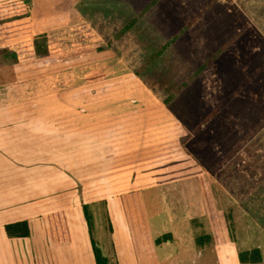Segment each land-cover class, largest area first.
<instances>
[{
    "label": "crops",
    "instance_id": "1",
    "mask_svg": "<svg viewBox=\"0 0 264 264\" xmlns=\"http://www.w3.org/2000/svg\"><path fill=\"white\" fill-rule=\"evenodd\" d=\"M17 1L30 12V31L33 35L47 34L52 41L64 45L76 42L79 40L76 36L79 38L82 36L74 35L75 32L71 36L69 33L70 35L67 36H71L70 39L67 42H61V39L66 41L64 37L67 36L64 34L67 33V28L71 29L68 26L67 9L63 6L65 0H35L39 16H41L38 18L39 25L34 23L33 0H0V6L9 7L11 3ZM198 1L204 3L198 2L195 5L196 20L194 21V12L191 13L192 15L187 14L180 22L181 28L177 33L180 34L185 29L188 34L198 33L204 57L197 63L199 67L191 73V76L196 78L197 83L200 81V87H197L198 96H203L209 88L200 75L209 73L214 76L207 77V81L217 80V69L213 70L211 66L218 58L213 60L210 55H206V51L211 33L218 34L221 38L218 51L222 48L221 40L225 41L222 33L217 32L222 26V11L230 14V19L225 21L228 23L229 40H234L238 44L236 51L233 54L230 53L232 58L229 60L230 65L234 68L228 72L234 75H246L244 71L249 64H252L250 58L254 55L253 51H259L257 54H260L264 49L263 43L260 42V39L264 40V0ZM153 3L154 1L147 8L151 6L154 8ZM49 9L56 12L51 14L52 18L57 20L56 24L46 22L48 18L44 16L51 15L43 11ZM146 9L141 12L147 13ZM184 9L189 10V6L184 4ZM145 13L138 25L129 30L134 36L138 33L137 40L135 37L138 50H136V56L137 52H145L147 48L140 40V35L145 34V37L151 35L149 31L140 27L143 20L149 21ZM124 26L116 27L109 33L100 26L91 27L90 31L85 33L87 35L91 33L90 41L102 46L103 50L83 57L50 66L43 65L40 59L10 63V65L5 62L0 63V88L21 81L31 82L29 89L38 88L34 95L29 92L21 95L23 96L21 99L17 98L0 104V264H82L81 257L85 256L87 251L94 256L83 207L98 203L105 206V215L111 224L112 238L114 242L116 241L115 244L112 241L113 254L107 256H114V259H111L112 264H126L117 244L120 226L124 231L125 241H128L131 246L133 242L135 243L131 254L133 264H140L137 259V248L141 247L140 241H149V244L143 243V247H147L146 250L151 252L155 246H168L173 241L177 242L179 248L176 254L165 253L161 259L162 264H194L204 255L199 249L205 247H209L210 253H216L219 264H264V229L260 227L264 225L262 215L253 224L249 221L252 218L251 214L246 212L245 228L247 225L251 226L257 234L258 243L245 247V250H241V245L237 243L239 241L236 236L235 220H233L234 225L233 222L228 223L229 235L224 233L222 236L220 227L216 229L219 218L212 222L210 217H207L208 213L203 200L200 204L197 201L196 204L190 205L186 200L185 204L178 205L186 210H194V207L202 208V216L206 215L212 226V232L203 230L194 232L193 245L183 243L187 235L174 234L172 231L158 237L151 235L148 217L144 215L145 201L142 200L141 194H161L156 178L172 172V166L168 164L174 160V143L171 135L172 123L176 116L167 108L166 102L164 103L160 96L154 94L153 84H149L151 87L147 88L140 80H137L136 76L142 71L129 66L134 63H144L149 66L145 68L147 72L153 66V63L148 64L147 60L156 53H153L150 58L146 57L145 62L142 61L143 57L135 61L132 58L126 65L123 59L125 58L123 56L125 36L118 35ZM243 27L248 30H242ZM235 34L244 35L236 38ZM1 36L0 49L5 46V39ZM86 37L81 41H89V37ZM187 39L189 42L193 41L191 36ZM172 40L174 37L170 40L171 43H173ZM194 44L195 42L191 43L192 50H194ZM148 52L146 51V54H150ZM163 53L160 56H163ZM0 56L6 58L5 55L0 54ZM80 62L90 72L84 73V80L88 87L96 84L86 81V76L93 72L94 67H99L106 74L105 79L102 80L106 87L99 90L90 88L85 92L89 102L96 95L101 98L100 113H106V115L99 121H93L92 113L98 109H94L91 102L88 105L87 99L84 101L86 105L79 112L76 105L69 107L62 104L60 99L63 95L71 94L70 89L60 92L57 88L46 89L43 86L44 81L49 79L55 81L63 74L60 71L62 66L66 76L74 75L75 69L71 67ZM132 72H136V75ZM45 76L49 79L45 80ZM242 79L244 78L238 80ZM147 80L158 81L156 77L151 76ZM34 85L36 87H33ZM125 92L128 94L126 95ZM55 101L58 104H48ZM141 101L147 105L143 106ZM78 113L84 114V122H78ZM160 123H163V126L160 125L161 134L158 133ZM169 128L170 134L166 130L168 129L169 132ZM94 129H97V135L93 134ZM132 163H134L133 167L127 169ZM183 191L181 190V194L184 193ZM124 193H131L133 198L130 199L128 195L127 199H124L122 196ZM149 203H152V200ZM157 204L154 214L160 213L164 222L168 223L171 219L170 213L165 212L168 208H163L161 201ZM58 211H64L66 214L70 237L68 243H54L50 238L47 218ZM178 215L175 213V219H182L189 223L188 219ZM132 219L139 225L148 226V228H141V237L131 236L132 229L129 226ZM190 219L193 227L191 231L203 225V219ZM19 221H28L30 236L9 238L4 226ZM247 235L249 238L253 233H247ZM164 236L167 241L156 243ZM190 236L191 234L188 235ZM243 243L247 244L244 241ZM254 249H259L260 261L242 263L240 253H250ZM177 256L179 260L174 258ZM149 263L152 264L153 261ZM94 264H96L95 258Z\"/></svg>",
    "mask_w": 264,
    "mask_h": 264
},
{
    "label": "rangeland",
    "instance_id": "2",
    "mask_svg": "<svg viewBox=\"0 0 264 264\" xmlns=\"http://www.w3.org/2000/svg\"><path fill=\"white\" fill-rule=\"evenodd\" d=\"M153 1L152 5H154V8H151L152 6L147 8ZM33 2L34 7L33 5L31 6L33 7L32 10L34 9V23L39 25L38 20L40 19L38 18L41 16H39L37 1L33 0ZM198 2L203 1L65 0L63 6L67 9L65 11L66 15L69 16L68 26L71 29L67 28V33L64 36L69 33L72 36V33L75 32L74 35H82L80 38L76 36L79 39L77 41L81 42V39H84L87 35L85 32L90 31L91 27L99 26L105 28L107 33H109L116 27L126 26L131 20L139 17V14L140 16L144 14L145 12L142 13L141 11L147 8V13L145 14L148 15L149 21L146 22L147 19L143 20L140 27L149 31L151 35L145 37V34H141L140 40L145 43L144 47L147 46L146 51H149L150 54L142 51L140 53L137 52L136 56L137 45L135 44V37L137 40L138 33L134 36L133 32L127 31L123 34L125 36V51L123 55L125 58L123 59L126 65L131 62L132 58L135 61L143 57L142 61L145 62L147 60L146 57L150 58L153 53H158L165 46L162 51L164 52L163 56L157 55L156 58L147 60L148 64L153 63V66L147 72H145V68L149 66L144 63H134L129 66L142 71L136 76L137 80H140L147 88L151 87L149 84H153L154 94L160 96L164 103L167 102V108L174 112V116H176L172 123L171 135L174 143V160L171 164H168L172 166V172L168 171V173L166 171L167 175H161L156 178L162 191L161 194H141L142 200L145 201L146 212L144 215L148 217L151 235L158 237L172 231L174 234L187 235L183 243L193 245L194 232L201 230L212 232V226L206 215L202 216V208L199 209L197 207V209L194 207V210H186L178 207L179 204H185L186 200L190 205L196 204L197 201L200 204L202 200L204 201L205 195H207L213 208L215 220L219 218L218 226L215 228L218 229L220 227L219 231L222 236H224V233L229 235L227 228L230 226L228 223L233 222L234 225L233 220H235L236 236L239 241L237 243L241 245V250H245V247L258 243L257 234L251 226L247 225L245 228L246 212L251 214L252 218L249 221H252L253 224L257 219L261 218V215L264 216V49L260 54H257L259 51H253L254 55L250 58L252 59V64H249L247 70L244 71L246 75L230 74L228 71L234 68V66L230 65L229 60H232L230 53L233 54L236 51L238 44L234 40H229L228 23L225 21L230 19V14L222 11V26L221 30L217 32L222 33V38L225 41L221 40L220 47L222 48L218 51L221 38H219L218 34L214 35V33H211L210 43L206 51V55H210L213 60L218 58L214 64L210 60V63H212L211 68L213 70L217 69V80L207 81V77L214 75L209 73L201 74L200 76L206 81L205 84L209 89L203 96H198L197 87H200V81H198V86L196 78L191 76V73L199 67L197 63L204 57L202 53L203 47L199 43L198 33L188 34L186 29L180 34L177 33L181 28L179 26L181 25L180 22L187 14L192 15L191 13L194 12V21L196 20L197 8L195 5ZM184 4L189 6V10H183ZM43 13L51 15L56 12L49 9L43 11ZM44 17L48 18L46 21L48 24L57 23V20L53 19L52 15H45ZM139 22L140 20L136 25ZM242 30H248V28L243 27ZM90 35L91 33L86 37H89V41L82 42L95 45L96 42L90 41ZM243 35L235 34L236 38H240ZM71 36L64 37L66 41L61 39V42H67ZM188 36H191L192 42H195L194 50L191 49L192 42L188 41ZM173 37L174 40L171 43L170 40ZM260 42L264 45V40L260 39ZM4 62L7 65L11 63L8 58L0 56V63ZM71 68L75 69L74 75L66 76L64 74V66H62L60 71L63 74L59 77L57 76L58 78L55 81L45 76V80H49L44 81L43 86L46 89L57 88L60 92L70 89L73 96H70L71 94L63 95L60 99L62 104L69 107L76 105L79 112L86 105L84 101L87 99L88 105L91 102L93 108L98 109L92 113L93 121H99L102 116L106 115V113H100L101 98L96 95L89 102V99L85 97V92L86 89L90 88L99 90V88L106 87L105 82H102L106 74L99 67H94L95 69H93L91 74L95 77L93 83L96 84L88 87L84 80V73L88 72V69H85L86 66L80 62ZM134 74L136 75V72ZM150 76L156 77L158 81H146ZM96 78L98 79L96 80ZM240 78L244 79L238 80ZM182 84H185V86L179 89ZM29 85H31V82L25 83L21 81L10 85L7 84L0 88V104L17 98L21 99L23 97L21 95H26L29 92L34 95L38 88L29 89ZM33 87H36V85ZM125 94L127 95L128 92H125ZM143 101H141L142 105H147ZM48 104H58V102L55 101ZM77 120L78 122H84V114L78 113ZM62 121L61 123H63ZM162 124L158 125L159 134L162 132V128H160L163 126ZM166 130L170 134V128L169 132L168 129ZM93 134L97 135V129L93 130ZM133 164H129L127 169L132 168ZM181 190H184L183 194H181ZM122 196H124V199H127V196L130 199L133 198L131 193H124ZM150 200H152V203H149ZM160 201L163 208H168L165 212L170 213L171 219H169L168 223L164 222L160 213L154 214V209ZM90 210L94 217L93 233L91 235L95 239V245L89 233L93 251L94 249L100 250L105 256L113 254L114 240L105 215L104 204L90 205ZM174 212L177 215L179 214L178 216L181 215V217L188 219L189 223L184 222L182 219H175ZM207 215L209 217V214ZM190 218L203 219V225L191 231L193 227ZM129 227L132 229L130 231L131 236L135 235L136 237L138 235L141 237V228H148L147 225H139L134 219H132ZM260 227L264 229V225ZM119 228L121 231L119 232L117 244L123 253V257H125H122V259L125 260L126 264H133L131 263L133 260L131 254L135 243L133 242L131 246L128 241H125L122 226ZM247 233H253V235L248 238ZM190 234L191 236L188 237ZM243 241L247 244H244ZM143 243L149 244V241L139 242L141 247L137 248V259L140 264H150L149 261H153L152 264H157V262L162 264L161 259L165 256V253L176 254L179 248L177 242L173 241L168 246H155L151 252V250H146L147 247H143ZM199 251H203L204 255L194 264H219L216 253H210L209 247L201 248ZM178 257L174 258L179 260L180 258ZM110 258L114 259V256L112 255ZM81 259L82 264H94L93 253L90 255L89 251Z\"/></svg>",
    "mask_w": 264,
    "mask_h": 264
},
{
    "label": "trees",
    "instance_id": "3",
    "mask_svg": "<svg viewBox=\"0 0 264 264\" xmlns=\"http://www.w3.org/2000/svg\"><path fill=\"white\" fill-rule=\"evenodd\" d=\"M143 14L131 20L119 35L133 28L141 19ZM30 14L28 9L20 2H13L9 7L0 6V34L5 39V46L0 49V54L5 55L11 63H19L40 59L43 65L50 66L69 59L83 57L103 50L100 45L85 44L84 42H72L64 45L52 41L47 34L33 35L30 31ZM0 35V36H1ZM1 36V37H2ZM162 50H159L152 58L160 56ZM152 59V60H153ZM101 77V76H100ZM99 78V77H98ZM96 78V80L98 79ZM87 83L95 81L93 74L86 76ZM185 84L180 85L182 89ZM167 103V102H166ZM205 186V184H203ZM207 213L212 222L215 221L213 208L207 195L204 197ZM84 218L90 235L93 233L94 217L89 205H84ZM48 227L50 231L51 241L54 243H68L70 241L68 223L64 211H58L48 216ZM110 228L111 224L109 223ZM6 234L9 238H21L30 236V226L28 221H19L6 224L4 226ZM95 245V239L92 237ZM208 238V237H207ZM209 240V239H207ZM167 241L166 236L158 239L156 243ZM94 258L96 264H112L111 258L105 256L100 250L94 249ZM240 261L257 263L260 261L259 249L253 252H241Z\"/></svg>",
    "mask_w": 264,
    "mask_h": 264
}]
</instances>
